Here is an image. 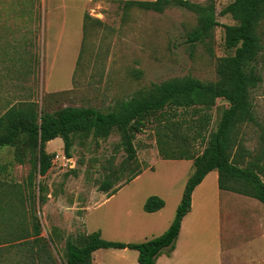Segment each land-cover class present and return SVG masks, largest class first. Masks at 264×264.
Instances as JSON below:
<instances>
[{
	"label": "rangeland",
	"instance_id": "374dc122",
	"mask_svg": "<svg viewBox=\"0 0 264 264\" xmlns=\"http://www.w3.org/2000/svg\"><path fill=\"white\" fill-rule=\"evenodd\" d=\"M128 1L139 0H0L2 5L20 7L21 17L36 31L37 83L33 101L48 111L67 105L107 111L122 99L163 81L185 76L203 82L218 79L219 57L234 54V48L224 44L222 25L236 21L230 14H219L232 0H190L212 4L220 23L203 40L193 43L188 42L187 34L199 24L195 12L176 5L162 11L147 10L126 6ZM255 32L261 48L254 63L261 80L249 91L254 118L235 124L230 158L241 167L256 164L264 171L263 19ZM54 89L57 91L49 92ZM227 106L225 99L218 98L210 109L197 113H193V107L185 113L178 108V114L170 119L179 127L171 132L165 129L159 111L147 116L133 137V160L126 159L117 127L104 138L92 133L73 134L70 157L64 155L63 140L57 137L47 143L46 149L54 150L59 158L53 156L45 175L36 171L32 184L28 183V173L35 169L38 152L20 133L13 145L0 147V221L13 229L0 228V264H66L65 242H83L80 237L85 233L78 220L92 201L102 196L99 194L108 196L112 191L99 189L105 180L113 181L114 186L126 182L114 198L131 200L132 214L139 212V205L142 209L141 200L150 195L164 194L168 210L180 190L185 167L160 159L164 157L162 148L165 155L174 157L185 151L199 153L204 146L201 135L216 130ZM167 110L169 114L174 111ZM203 113L210 119L198 136L196 119ZM152 164L153 170L134 179L138 170ZM261 178L264 180L263 174ZM110 204L100 208L104 212L97 218L106 226L111 219L107 216ZM263 209L264 204L257 199L220 193L209 180L198 188L195 198L196 214L207 215L206 233L200 236L208 238L212 233L213 243L218 242L231 217L244 227L250 241L242 251L241 247L234 248L242 254L236 264H249L251 256H264ZM93 222L89 219L86 227L91 228ZM36 223L41 238L34 241ZM119 236L122 240L136 238ZM13 240L20 241L3 244ZM4 250L15 252L14 258L3 256ZM136 254L133 249L101 248L95 253V260L100 264H133L138 263ZM213 264H217V258Z\"/></svg>",
	"mask_w": 264,
	"mask_h": 264
},
{
	"label": "trees",
	"instance_id": "16d2710c",
	"mask_svg": "<svg viewBox=\"0 0 264 264\" xmlns=\"http://www.w3.org/2000/svg\"><path fill=\"white\" fill-rule=\"evenodd\" d=\"M125 5L154 11L176 5L195 12L199 24L187 34V40L191 43L203 40L220 24L212 4L201 5L190 0H139L125 2ZM219 14H230L236 23L222 25L224 44L227 48H234V54L219 57L216 65L218 79L215 82H203L192 76L163 81L145 92L122 99L107 111L91 106L71 105L48 111L36 101H24L12 105L0 115V147L13 145L22 133L27 137L29 146L38 152L35 169L28 173V183L32 184L36 171L45 175L50 168L55 153L48 152L46 144L56 137L63 140V153L70 157L73 134L92 133L94 137L104 138L112 128L117 127L126 159L133 160L136 155L133 137L142 128L147 116L159 111L165 129L171 132L174 127H179L170 119L172 115L178 114V108L185 113L193 107V113H197L202 109H210L218 98L228 102L216 130L201 135L204 146L199 153L185 151L179 157H174L165 155L162 148L164 159H189L193 166L169 227L162 234L141 242L107 240L100 236L99 230L82 234L80 239L83 242L80 245L71 240L65 242L66 264H90L92 253L98 248L135 249L138 251L139 264H155L157 256L170 254L174 249L181 220L190 210L192 191L211 170H217L220 189L253 197L264 204V180L261 178L264 175L263 167L256 164L241 167L230 158L235 124L238 121H252L254 118L249 91L261 80L254 63L261 48L255 28L260 19L264 20V0H232ZM167 109L174 111L169 114ZM209 119L207 113L198 115V136ZM139 173L140 170L134 176ZM113 186V181L105 180L99 189L105 192L112 189L109 193L111 195L117 191ZM163 205L161 197L150 195L143 209L153 212ZM32 233L34 241L41 238L37 223L33 225Z\"/></svg>",
	"mask_w": 264,
	"mask_h": 264
},
{
	"label": "crops",
	"instance_id": "0c3cea01",
	"mask_svg": "<svg viewBox=\"0 0 264 264\" xmlns=\"http://www.w3.org/2000/svg\"><path fill=\"white\" fill-rule=\"evenodd\" d=\"M4 3L6 2L4 1ZM21 13L22 10L20 7L17 8L7 4L2 5L0 2V115L18 102L33 101L36 94L37 36L32 25H28V23L23 20ZM54 91H57V89L50 90L49 92ZM52 140L48 142H51ZM53 151L54 150H50V152ZM160 159L178 162L185 167V171L182 173V177L184 178L180 184V188H178L180 190L172 201V206L168 210L166 208V197L164 194H159L164 200V205L160 209L153 212L144 211L143 204L145 199H142V209H140L139 205V212L132 214L131 200L123 199L122 197L114 198V196L121 191L122 186L126 184V182H124L123 184L113 186V188H117V193L115 192L108 196L99 194V196H102L97 197V200L92 201V204H90L88 209L84 212L83 217L77 222H82V231L85 234H89L93 231L99 230L102 238L122 242H141L162 234L169 227L174 218V211H176L177 205L180 202L185 182L192 172L193 166L192 160L189 159ZM148 169L153 170V164L147 168H142L140 173L137 174L134 179L139 178ZM217 179V170H211L193 189L190 210L181 220L174 249L170 254L162 253L157 256L155 264H213V261H215L216 258L217 264H236V260L242 258L241 252L235 251L234 248L241 247L240 249L242 251L245 246H248L250 240L249 237L244 234V227L240 226V224L235 221L234 217L229 219V225H226V230L222 231V235L218 236V242L215 241V243H213L212 233L209 234L208 238L200 236L206 233L205 221L207 215L196 214L195 198L198 188L202 186L206 180H209L210 184L214 185V187L217 186L220 193H232L237 196L253 198L229 190L220 189L218 187ZM108 203L111 204L109 205L110 209L107 211V216L111 219L106 226L100 223L97 218L104 212H101L100 208ZM112 206H114V208ZM262 212L264 213V209ZM109 213H112L115 217H111ZM89 219L94 221L91 228L86 227V223H88ZM9 226L10 224L0 221V228H3V231L6 228L13 230ZM74 229L75 227H73V230ZM119 235H125L126 237L127 235H136V238H132V240L125 238L122 240L119 238ZM19 241L20 240H13L3 244H13ZM99 249L101 248L93 251L90 264H100L95 260V253ZM113 249L127 250L129 248ZM135 251L137 253V260L138 251ZM4 255H6L8 259H13L15 252L10 254L6 253L4 250L3 256ZM3 261L4 257L2 262ZM133 264L139 263L134 262ZM249 264H264V256L258 258H253L251 256Z\"/></svg>",
	"mask_w": 264,
	"mask_h": 264
},
{
	"label": "built area",
	"instance_id": "2783aa9c",
	"mask_svg": "<svg viewBox=\"0 0 264 264\" xmlns=\"http://www.w3.org/2000/svg\"><path fill=\"white\" fill-rule=\"evenodd\" d=\"M56 158H59V154L58 153L54 154V159H56Z\"/></svg>",
	"mask_w": 264,
	"mask_h": 264
}]
</instances>
